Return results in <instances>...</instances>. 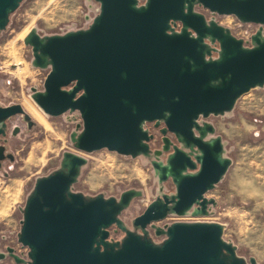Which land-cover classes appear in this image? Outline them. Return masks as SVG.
<instances>
[{
    "label": "water",
    "instance_id": "obj_1",
    "mask_svg": "<svg viewBox=\"0 0 264 264\" xmlns=\"http://www.w3.org/2000/svg\"><path fill=\"white\" fill-rule=\"evenodd\" d=\"M94 1L100 13L89 29L28 35L34 65L50 69L44 91L34 89L33 100L52 117L80 113L83 130L74 143L84 153L149 156L154 134L148 125H163L169 155L153 165L161 183L172 178L175 194L154 200L130 230L121 215L141 193L120 199L75 193L87 159L65 153L59 170L37 180L23 209L19 243L29 249L28 260L9 247L0 251V261L9 255L22 264H248L224 240L220 223H156L170 214H212L214 203L206 195L232 161L224 156L222 139L209 138L216 130L208 119L233 112L241 97L264 88V0ZM23 2L0 0V33ZM196 6L260 28L246 42ZM19 114L32 129L35 122L23 106L0 105V136H6L7 120ZM114 226L125 234L121 241L110 239ZM152 231L162 242L154 241ZM249 262L258 264L253 257Z\"/></svg>",
    "mask_w": 264,
    "mask_h": 264
},
{
    "label": "rangeland",
    "instance_id": "obj_2",
    "mask_svg": "<svg viewBox=\"0 0 264 264\" xmlns=\"http://www.w3.org/2000/svg\"><path fill=\"white\" fill-rule=\"evenodd\" d=\"M146 1L139 0L141 5ZM195 10L245 41H251V36L260 28L255 24H243L234 16L212 14L199 6ZM99 13L100 4L94 0H24L11 16L7 29L0 33V105L20 104L35 122L32 129L20 121V116L10 123V130L19 126L20 133L16 137L9 136L8 152L14 155L15 161H6L0 167L1 252L11 247L16 255L28 260L29 249L19 243L23 209L37 180L59 170L65 153L87 159L73 186L75 193L88 198L102 194L105 198L117 199L131 191L141 193L131 200L121 215L130 230H134L133 221L154 200L164 194H175L172 178L161 183L153 165L154 161L166 162L169 155L163 150V125L158 128L155 124L148 125L154 134L149 156L133 158L108 150L84 153L74 143V138L83 130L80 113L67 112L52 117L33 100L34 89L44 91L50 69L34 65L32 47L26 43L28 35L33 30L41 37L87 30ZM208 122L216 130L209 138L222 136L224 156L230 158L232 164L220 183L206 195L214 203L209 206L212 214L206 220L225 227L224 240L237 247V255L246 259L248 264L251 257L258 264H264V88L251 90L240 98L233 112L211 116ZM169 137L175 142L172 136ZM157 150L163 151L160 158L154 156ZM186 218L170 214L156 225L165 228ZM116 228H112V234L121 241L124 232L117 228L115 233ZM152 235L157 243L164 239L156 237L153 231ZM0 264L8 263L0 261Z\"/></svg>",
    "mask_w": 264,
    "mask_h": 264
},
{
    "label": "flooded vegetation",
    "instance_id": "obj_3",
    "mask_svg": "<svg viewBox=\"0 0 264 264\" xmlns=\"http://www.w3.org/2000/svg\"><path fill=\"white\" fill-rule=\"evenodd\" d=\"M8 107V106H7ZM17 116H20L21 119L20 121L24 124H26L28 127H29V123L25 120V117L22 115V114H19ZM17 116H13L12 118H10L9 120H7L6 122V125H7V128H6V136H0V157H3L4 159L2 161H0V167L2 166V164L6 161H11L9 159V155L11 154L10 152H8V144H9V136L12 135L14 137H16L19 133H20V127L19 126H15L14 129L11 131V121L13 120V118L17 117ZM35 125V124H34ZM33 125V127H34ZM32 127V128H33ZM17 128H19L17 130ZM15 133V134H14ZM169 136H172L175 140V144H177V141L174 137V135H169ZM222 139V136H218ZM223 141V140H222ZM214 153V152H213ZM15 161V159H14ZM13 161V162H14ZM12 162V161H11ZM114 228V227H113ZM117 228L114 230V232L116 233L117 232ZM121 231V230H119ZM125 237V234L123 236V238ZM112 241H115V242H118L120 240L116 239L113 234H112V229H111V238H110ZM8 249V248H7ZM4 253H7V251H3L1 252V254H4ZM1 262H4V263H8V264H22V263H17L16 259L12 256H6Z\"/></svg>",
    "mask_w": 264,
    "mask_h": 264
},
{
    "label": "built area",
    "instance_id": "obj_4",
    "mask_svg": "<svg viewBox=\"0 0 264 264\" xmlns=\"http://www.w3.org/2000/svg\"><path fill=\"white\" fill-rule=\"evenodd\" d=\"M246 42H250V41H246ZM199 121H202V120H199ZM188 219H192V220H188ZM207 218H202V220H199V219H194V218H186V220L185 221H187V222H191V221H207L206 220Z\"/></svg>",
    "mask_w": 264,
    "mask_h": 264
},
{
    "label": "bare ground",
    "instance_id": "obj_5",
    "mask_svg": "<svg viewBox=\"0 0 264 264\" xmlns=\"http://www.w3.org/2000/svg\"><path fill=\"white\" fill-rule=\"evenodd\" d=\"M18 65H20V64H18ZM28 104V103H27ZM29 105H30V107L34 110V112L46 123V121L44 120V118L41 116V114H39L38 112H37V110L29 103ZM47 124V123H46Z\"/></svg>",
    "mask_w": 264,
    "mask_h": 264
}]
</instances>
